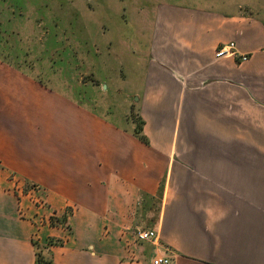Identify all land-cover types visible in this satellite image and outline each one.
Here are the masks:
<instances>
[{
    "label": "crops",
    "instance_id": "1",
    "mask_svg": "<svg viewBox=\"0 0 264 264\" xmlns=\"http://www.w3.org/2000/svg\"><path fill=\"white\" fill-rule=\"evenodd\" d=\"M150 36L141 75L133 57L99 65L104 92L125 96L103 109L83 82L45 87L4 67L0 264H36L33 241L55 242L56 264H151L166 251L172 264H264V20L160 3ZM230 42L237 54L218 56ZM12 176L42 191L21 201Z\"/></svg>",
    "mask_w": 264,
    "mask_h": 264
},
{
    "label": "rangeland",
    "instance_id": "2",
    "mask_svg": "<svg viewBox=\"0 0 264 264\" xmlns=\"http://www.w3.org/2000/svg\"><path fill=\"white\" fill-rule=\"evenodd\" d=\"M160 3L242 7L264 20V0H0V84L5 67L45 87L60 89L53 80L62 83L64 79L65 86L78 93L84 91L82 86L77 88L83 82L87 90H98L89 99L98 100L102 109L112 99L125 100V96L111 98L104 92L112 84L98 73L99 65L113 61L125 64L133 57L137 75H141L149 56L154 9ZM123 66L130 78V68ZM116 68L112 75L125 90L127 84ZM134 101L129 115L137 121V96ZM10 181L13 194L21 201L42 191L41 186L21 184L14 176ZM21 215L30 218L24 209ZM53 218L57 217L49 219V226H53ZM37 224L46 223L38 219ZM39 245L44 260L52 261L49 249Z\"/></svg>",
    "mask_w": 264,
    "mask_h": 264
},
{
    "label": "built area",
    "instance_id": "3",
    "mask_svg": "<svg viewBox=\"0 0 264 264\" xmlns=\"http://www.w3.org/2000/svg\"><path fill=\"white\" fill-rule=\"evenodd\" d=\"M236 55V44L230 42L222 46L218 52V56L222 55ZM248 59L246 55L241 56V61L244 62ZM37 188H35L36 190ZM133 236L137 242H156L157 241V232L155 230L147 229H136L133 233ZM173 256L169 251H166L164 254L156 255L151 259V264H172Z\"/></svg>",
    "mask_w": 264,
    "mask_h": 264
},
{
    "label": "trees",
    "instance_id": "4",
    "mask_svg": "<svg viewBox=\"0 0 264 264\" xmlns=\"http://www.w3.org/2000/svg\"><path fill=\"white\" fill-rule=\"evenodd\" d=\"M137 122V128H136V131H135V133H136V135L141 139V140H143V141H145L146 142V139H145V137H144V135H142L141 133H142V131H143V129H142V124L141 123H139V121L137 120L136 121ZM0 169H1V167H0ZM67 223V216L66 215H64L63 217H61V218H53L52 219V225L53 226H58L59 224H61V225H64V224H66ZM52 243H54V242H52ZM52 243L51 244H48V245H45V249H48L49 247H50V245H52ZM33 245H34V247H35V249H36V264H56L53 260L51 261V260H49V261H45L44 260V257H43V255L41 254L42 253V251H41V249H39L40 248V245L37 243V242H34L33 241Z\"/></svg>",
    "mask_w": 264,
    "mask_h": 264
}]
</instances>
